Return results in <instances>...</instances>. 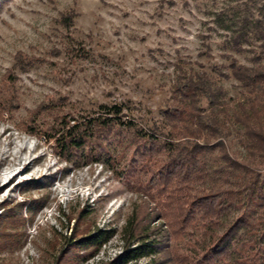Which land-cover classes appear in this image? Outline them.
Returning a JSON list of instances; mask_svg holds the SVG:
<instances>
[{
    "label": "rangeland",
    "instance_id": "obj_1",
    "mask_svg": "<svg viewBox=\"0 0 264 264\" xmlns=\"http://www.w3.org/2000/svg\"><path fill=\"white\" fill-rule=\"evenodd\" d=\"M260 8L264 0H0V264H61L71 241L97 228L119 231L134 210L155 219V190L154 198L130 190L102 162L65 160L48 136L63 120L104 117L101 105L116 104L119 120L134 126L105 142L115 155L129 153L124 146L135 130L167 132L160 111L174 85L196 83L202 73L223 86L230 105L264 99L221 75L230 73L231 59L252 65L254 54L264 67L260 41L243 43L242 52L229 41L237 17ZM198 105L208 113L206 98ZM225 143L243 157L235 134ZM205 161L208 169L226 164L218 149ZM233 215L221 211L209 222L220 233ZM153 227L178 251L162 219ZM122 250L116 234L92 256L75 248L64 258L110 264Z\"/></svg>",
    "mask_w": 264,
    "mask_h": 264
},
{
    "label": "trees",
    "instance_id": "obj_2",
    "mask_svg": "<svg viewBox=\"0 0 264 264\" xmlns=\"http://www.w3.org/2000/svg\"><path fill=\"white\" fill-rule=\"evenodd\" d=\"M237 20L229 38L233 49L242 52V44L254 38L264 51V8L257 16L242 15ZM261 58L254 54L252 65L231 59L230 73L221 75L231 76L264 97ZM201 98L207 99L208 113L198 105ZM100 108L104 117L63 120L48 138L55 140L59 154L67 161L77 165L102 162L130 190L151 198L155 190L158 212L150 221L146 213L134 210L119 231L97 228L71 241L61 264H66L64 257L75 248H87L83 257L94 255L116 234L123 250L110 264H134L141 258H148L144 264H264V99L230 105L223 86L211 83L204 73L196 83L178 81L171 104L160 111L162 128L167 129L161 131L163 137L137 129L124 146L132 151L116 155L105 141L124 130L130 133L134 123L119 120L121 108L116 104ZM232 134L244 150L241 159L227 150L225 138ZM215 149L226 164L208 169L206 152ZM148 174L151 176L145 180L143 176ZM199 182L206 183V192L197 191ZM221 211L234 215L224 219L219 233L209 220ZM158 219L178 242V251L153 227Z\"/></svg>",
    "mask_w": 264,
    "mask_h": 264
}]
</instances>
